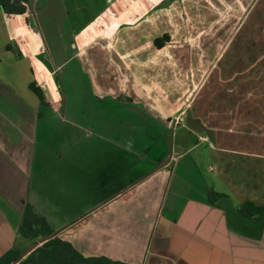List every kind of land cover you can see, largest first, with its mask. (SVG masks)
Segmentation results:
<instances>
[{"label": "crops", "instance_id": "crops-1", "mask_svg": "<svg viewBox=\"0 0 264 264\" xmlns=\"http://www.w3.org/2000/svg\"><path fill=\"white\" fill-rule=\"evenodd\" d=\"M24 1L26 15L0 10V232L27 203L10 194L8 173L22 189L52 154L66 162L70 192L97 202L80 223L95 218L99 246L120 250L95 255L264 264V220L239 213L248 201L264 206V31L237 52L239 26L220 13L242 10V26L257 0ZM57 118L68 127L61 143L36 152Z\"/></svg>", "mask_w": 264, "mask_h": 264}, {"label": "rangeland", "instance_id": "rangeland-1", "mask_svg": "<svg viewBox=\"0 0 264 264\" xmlns=\"http://www.w3.org/2000/svg\"><path fill=\"white\" fill-rule=\"evenodd\" d=\"M97 1L101 2V0ZM241 11L242 10H238L235 16L234 13L236 12V10L234 9L220 10L221 14L225 13L228 16L227 22H232V25L234 27L232 28L233 30L239 26L237 29L238 38H236L233 43V46L237 52H239L243 48V46L251 45L252 41L256 42L255 40H253L254 38H252L253 34L255 35L264 31V0H257L255 2L251 12L249 13V16L247 17V20L243 22L242 26L238 24L241 19H238L237 22V18L239 17L237 15H239ZM230 12L233 13V15L230 16L232 18H229L228 15L231 14ZM247 37L248 39H246ZM248 42L251 44H249ZM61 116H63V114L60 115V119H62ZM51 125L52 130L55 131L56 135H54L53 139L52 136L38 137L34 145L36 148V152L38 148L43 147L52 150V140L53 144H55L56 146L61 143L62 136L60 135L63 134L65 130H67V124L57 118L55 121L51 122ZM128 138H120V140L122 141V145H124V143L126 145H129L126 142L135 140L132 138ZM94 140H96V138H93V142ZM93 142L92 139H90L89 145L93 146ZM173 143L174 139L170 134V151L173 150V147L171 148V144L173 146ZM161 145L163 144H160V146ZM161 149L162 150H160V152L157 154L160 155V157L165 154V146H161ZM72 155L74 157L77 154L73 153ZM153 155H155V153H153ZM80 156L83 157V160H90V162L94 163L96 162L95 154L86 152L84 153L83 151L81 154L79 153L78 157L80 158ZM53 160L54 161H52V154H50V156H46L42 159L36 160L28 174V181L22 189L21 186L16 185V180H13L14 176L8 173L9 181H7L5 186L8 187L10 194L16 197L18 192H20L24 196L23 198L25 202H30L31 204H33L36 212L47 219L53 230L61 231L65 229L64 231L59 233V236L73 243V245L81 250L85 255H95L102 252H107L112 256L117 257L118 255L116 254L120 250L118 248H114L112 241L109 243V246H105L104 249L99 246L98 239L99 237H102V234H99V232H97L96 230L97 228L95 218L90 217L86 219L85 221H83V225V222L80 223L87 217V215H89V209H91V207H93L97 202L84 200V195L80 194L81 191H79V187L77 191L74 190L73 192H70L68 186H66L65 184V172L67 169V165H65L66 162L60 161L57 158H53ZM52 172H57L58 175L54 179H52ZM52 180H56L57 183L52 184ZM21 194H19V196H21ZM88 204L90 205L89 209L87 206ZM0 221L2 220L0 219ZM5 223L2 224L6 225ZM89 223H92L94 225L93 228L88 226ZM21 224L22 218L20 219V223L13 225L14 230L10 231L8 226L6 229L1 230L0 236L2 239L0 238V256L10 249H16L20 253H22L41 239L39 238L37 240H32L21 237L18 234V228ZM16 228L17 232L15 233Z\"/></svg>", "mask_w": 264, "mask_h": 264}, {"label": "trees", "instance_id": "trees-1", "mask_svg": "<svg viewBox=\"0 0 264 264\" xmlns=\"http://www.w3.org/2000/svg\"><path fill=\"white\" fill-rule=\"evenodd\" d=\"M0 10L8 16L26 15L28 8L24 0H0ZM26 23L31 24V18L26 17ZM163 39L156 40L160 46ZM29 88L34 92L41 103H45L43 90L32 82ZM215 191H211L210 199L221 197ZM239 213L253 221L264 220V206H256L248 201L240 205ZM18 234L26 239L37 240L55 234L47 219L37 214L33 207L26 203L22 215V224L18 228ZM21 253L16 249H10L0 256V264H11ZM18 264H128L113 260L104 255L86 256L78 250L70 241L59 235L43 243Z\"/></svg>", "mask_w": 264, "mask_h": 264}, {"label": "water", "instance_id": "water-1", "mask_svg": "<svg viewBox=\"0 0 264 264\" xmlns=\"http://www.w3.org/2000/svg\"><path fill=\"white\" fill-rule=\"evenodd\" d=\"M60 232H56L55 234L49 236V237H44L41 238L38 242L34 243L32 246H30L27 250H25L24 252H22L19 257L12 262L11 264H18L20 261H22L24 258H26L27 255H29L33 250H35L37 247H39L40 245H42L43 243L47 242L48 240L56 237L59 235Z\"/></svg>", "mask_w": 264, "mask_h": 264}, {"label": "built area", "instance_id": "built-area-1", "mask_svg": "<svg viewBox=\"0 0 264 264\" xmlns=\"http://www.w3.org/2000/svg\"><path fill=\"white\" fill-rule=\"evenodd\" d=\"M110 2V0H109ZM182 118L179 116L174 117L171 121H170V125H172L173 127H176L177 125L182 123Z\"/></svg>", "mask_w": 264, "mask_h": 264}]
</instances>
